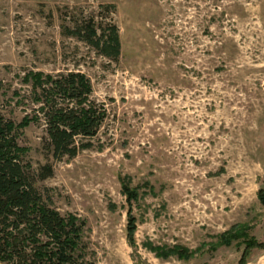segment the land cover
Here are the masks:
<instances>
[{"label":"rangeland","instance_id":"374dc122","mask_svg":"<svg viewBox=\"0 0 264 264\" xmlns=\"http://www.w3.org/2000/svg\"><path fill=\"white\" fill-rule=\"evenodd\" d=\"M90 18L118 29L116 59L71 33ZM69 71L106 115L90 148L54 160L26 76ZM0 112L39 116L16 142L34 171L51 165L36 187L84 221L86 260L264 264L249 238L223 243L240 229L264 244V0H0ZM125 183L139 193L133 244ZM174 246L188 258L160 254Z\"/></svg>","mask_w":264,"mask_h":264},{"label":"trees","instance_id":"16d2710c","mask_svg":"<svg viewBox=\"0 0 264 264\" xmlns=\"http://www.w3.org/2000/svg\"><path fill=\"white\" fill-rule=\"evenodd\" d=\"M71 33L108 58L116 59L119 55L115 25L97 27L90 18L75 25ZM26 77L37 91L36 100L42 103L39 112L44 121L43 145L50 156L54 160L72 158L80 150L90 148L106 113L91 100L92 88L87 77L73 71L57 76L32 73ZM55 96L65 100V104L57 106ZM31 121L38 122L39 116H25L15 124L0 112V260L9 264H95L84 256V221L50 207L36 187L37 180L52 175V167L44 164L34 171L24 160L28 149L18 145L16 135ZM122 190L129 204L127 239L133 244L136 220L131 211L133 202L138 201V187L130 188L125 183ZM258 196L264 205V187ZM223 238L225 245L249 238L247 249L251 245L264 246L240 229ZM186 252L174 246L160 254L177 253L188 258Z\"/></svg>","mask_w":264,"mask_h":264},{"label":"flooded vegetation","instance_id":"af4514ba","mask_svg":"<svg viewBox=\"0 0 264 264\" xmlns=\"http://www.w3.org/2000/svg\"><path fill=\"white\" fill-rule=\"evenodd\" d=\"M244 244H245V245H244V249H246V248H247L246 245L248 244L247 241H245Z\"/></svg>","mask_w":264,"mask_h":264}]
</instances>
